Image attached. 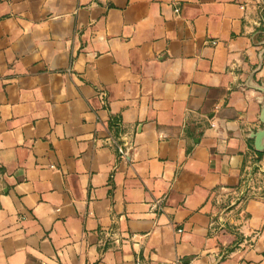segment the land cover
<instances>
[{"label":"crops","instance_id":"0c3cea01","mask_svg":"<svg viewBox=\"0 0 264 264\" xmlns=\"http://www.w3.org/2000/svg\"><path fill=\"white\" fill-rule=\"evenodd\" d=\"M263 2L0 0V264H264Z\"/></svg>","mask_w":264,"mask_h":264},{"label":"built area","instance_id":"2783aa9c","mask_svg":"<svg viewBox=\"0 0 264 264\" xmlns=\"http://www.w3.org/2000/svg\"><path fill=\"white\" fill-rule=\"evenodd\" d=\"M259 3H260V2H259ZM263 8H264V2H263ZM258 25H263V26H264V19L261 20V24H260V22H259ZM259 28H260V27H259ZM261 28H262V27H261ZM263 28H264V27H263ZM127 151H128V149H127V147H126L125 144L120 145V146L117 147V152H118L121 156L126 155ZM254 167L256 168V170H257L259 173H264V168H262V167L259 168V166H258V165H255V164H254ZM254 173H255V172H254ZM254 176H255V174H252V173L247 175V178L245 179L246 182L244 183V185H245V187H246L245 190H255V187H254L255 185L253 184V182H254V180H253ZM244 196H245V195H243V197L240 198V199H244Z\"/></svg>","mask_w":264,"mask_h":264},{"label":"water","instance_id":"95a60500","mask_svg":"<svg viewBox=\"0 0 264 264\" xmlns=\"http://www.w3.org/2000/svg\"><path fill=\"white\" fill-rule=\"evenodd\" d=\"M264 137V130H260L254 134L255 150L261 152L263 150L261 140Z\"/></svg>","mask_w":264,"mask_h":264},{"label":"rangeland","instance_id":"374dc122","mask_svg":"<svg viewBox=\"0 0 264 264\" xmlns=\"http://www.w3.org/2000/svg\"><path fill=\"white\" fill-rule=\"evenodd\" d=\"M218 201H217V204L220 207L219 212L221 214H225V213H227L231 209L232 205H231L230 202L221 201V200H218Z\"/></svg>","mask_w":264,"mask_h":264}]
</instances>
